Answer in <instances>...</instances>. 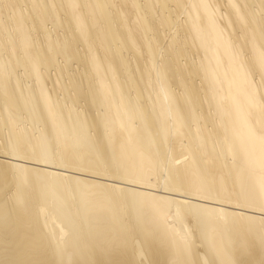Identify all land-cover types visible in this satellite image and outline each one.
Here are the masks:
<instances>
[{"label": "bare ground", "instance_id": "bare-ground-1", "mask_svg": "<svg viewBox=\"0 0 264 264\" xmlns=\"http://www.w3.org/2000/svg\"><path fill=\"white\" fill-rule=\"evenodd\" d=\"M261 11L0 0V264H264Z\"/></svg>", "mask_w": 264, "mask_h": 264}, {"label": "rangeland", "instance_id": "rangeland-1", "mask_svg": "<svg viewBox=\"0 0 264 264\" xmlns=\"http://www.w3.org/2000/svg\"><path fill=\"white\" fill-rule=\"evenodd\" d=\"M257 2H258V1H257ZM257 5H258V4L255 3L253 6L257 7ZM221 7L224 8L223 6H221ZM261 15L264 16V11H263V12L261 11ZM181 16L183 17V14H181ZM263 18H264V17H263ZM170 28H171V27H170ZM167 30H168L167 33H170V31H172V30L169 29V27H167V28L165 29V32H166ZM169 30H170V31H169ZM165 34H166V33H165ZM166 35H167V34H166ZM166 35H165V36H166ZM167 38H168V35H167L166 38L164 39V40H165V41L163 42L164 44H166V40H167ZM164 44H163V45H164ZM0 158H1V157H0Z\"/></svg>", "mask_w": 264, "mask_h": 264}]
</instances>
